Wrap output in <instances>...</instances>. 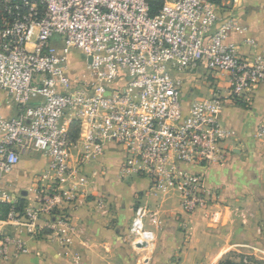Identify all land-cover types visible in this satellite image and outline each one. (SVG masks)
<instances>
[{"label": "built area", "instance_id": "2783aa9c", "mask_svg": "<svg viewBox=\"0 0 264 264\" xmlns=\"http://www.w3.org/2000/svg\"><path fill=\"white\" fill-rule=\"evenodd\" d=\"M0 0V93H7L17 115H0V259L29 253L25 241L5 232L38 234L44 216L56 233L68 228L66 202L84 196L77 181L83 164L101 158L108 144L124 148L123 179L147 176L157 192L178 190L186 214L208 210L216 193L203 172L225 165L224 143L231 136L220 120L225 98L214 91L185 109L183 80L175 74L208 70L228 76L230 97L246 101L264 88V53L240 52L234 41L247 29L223 15L224 0ZM222 9V10H221ZM258 46L253 38L245 40ZM78 52L83 69L75 67ZM91 59V63H89ZM80 72V73H79ZM72 122L80 127L71 143ZM257 138H264V124ZM49 160L46 182L36 202L18 211L6 178L25 154ZM77 165H73V160ZM160 228L159 215L136 208L130 242L148 251Z\"/></svg>", "mask_w": 264, "mask_h": 264}, {"label": "crops", "instance_id": "0c3cea01", "mask_svg": "<svg viewBox=\"0 0 264 264\" xmlns=\"http://www.w3.org/2000/svg\"><path fill=\"white\" fill-rule=\"evenodd\" d=\"M223 4L221 14L236 17L248 30L234 37L240 52L251 57L264 53V0H224ZM248 38L255 39L258 46L248 47ZM175 77L183 80L186 110L195 101L211 98L214 91L226 101L220 115L222 125L231 132L224 143L228 152L225 165L206 172L186 167L204 173L216 193L215 203L206 211L186 214L178 190L157 192L143 175L123 179L120 169L126 152L108 144L101 158L80 168L77 181L85 182L84 196L66 202L62 209L70 217L69 227L56 233L52 216L40 219V231L35 235L5 226L7 234L26 242L29 253L15 256L16 248L11 246L9 258L0 259V264H119L136 202L157 212L160 226L148 224L156 233L157 254L143 260L134 254L136 264H218L231 252L254 254L264 261L259 255L264 254V138H257L264 124V88L246 101H237L230 97L228 76L208 70L205 64L187 73L177 72ZM0 115H17L16 105L5 92L0 93ZM73 165H77L76 159ZM48 168V158L34 152L25 154L7 176L6 183L23 209L35 204L38 186L46 183L38 179Z\"/></svg>", "mask_w": 264, "mask_h": 264}, {"label": "rangeland", "instance_id": "374dc122", "mask_svg": "<svg viewBox=\"0 0 264 264\" xmlns=\"http://www.w3.org/2000/svg\"><path fill=\"white\" fill-rule=\"evenodd\" d=\"M73 57H74V62L76 63L75 67L81 71L83 69L84 65H83V62L80 61L79 53L74 52ZM140 205L141 204L136 202L135 210ZM147 227H148V225H147ZM130 231H131V225H129L128 229L126 230L127 238H126V241L124 243L125 248L123 249V251H120V253L118 255L119 264H136L134 254H137L138 259H141V260L149 258L151 256L154 258L155 255L157 254V251H155V249H156L155 246L157 244V241H156L153 248H151L148 251H144V252L139 253L138 250L134 249L131 246V242H130V238H129ZM259 255L264 256V254H262V253H259ZM123 257H125L124 260H123ZM243 258H244V261L246 262V264H264V261L261 260L258 256L254 255V254L237 253V252H231V253L227 254L218 264H221V263L227 264V262H229L230 260L232 262H235V264H242ZM243 264H245V263H243Z\"/></svg>", "mask_w": 264, "mask_h": 264}, {"label": "trees", "instance_id": "16d2710c", "mask_svg": "<svg viewBox=\"0 0 264 264\" xmlns=\"http://www.w3.org/2000/svg\"><path fill=\"white\" fill-rule=\"evenodd\" d=\"M161 5H162L161 0L156 1V8H155L156 11H157V9H159V7H161ZM79 133H80L79 124L77 122H72L70 125V128H69V131H68V136H69L71 143H74L78 140ZM23 207L24 206H22L21 204L18 203V206H17L18 211L21 212L23 210ZM9 213H10V206H8V205L1 206L0 207V221L6 220L8 218ZM230 261L227 262V264H235V262H232V261L230 262ZM242 261H243V263L246 264V262L244 261V258ZM221 264H223V263H221Z\"/></svg>", "mask_w": 264, "mask_h": 264}, {"label": "water", "instance_id": "95a60500", "mask_svg": "<svg viewBox=\"0 0 264 264\" xmlns=\"http://www.w3.org/2000/svg\"><path fill=\"white\" fill-rule=\"evenodd\" d=\"M91 61H92V60H91V59H89V63H91Z\"/></svg>", "mask_w": 264, "mask_h": 264}]
</instances>
